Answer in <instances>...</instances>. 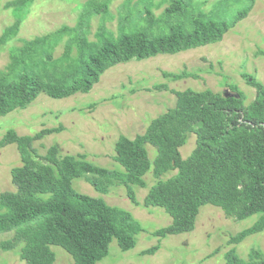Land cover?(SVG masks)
<instances>
[{
	"label": "trees",
	"instance_id": "trees-1",
	"mask_svg": "<svg viewBox=\"0 0 264 264\" xmlns=\"http://www.w3.org/2000/svg\"><path fill=\"white\" fill-rule=\"evenodd\" d=\"M31 1L12 0L5 7L17 12ZM109 1L87 0L73 27L63 26L11 49L9 63L0 71V117L25 109L40 94L51 99L87 94L101 75L117 64L220 42L253 5L251 0L228 21L214 15L213 9H223L234 0H217L210 11L194 0H160L156 4L153 0H137L132 6L129 0L117 34L101 25L93 34L95 39L90 40V20L105 15ZM145 1L151 5L142 8ZM163 4V11L155 16L151 8ZM130 10L142 25L132 23ZM20 25L18 18L2 31L0 48L16 36ZM154 29L159 30L157 35ZM65 36L64 51L53 57ZM162 76L170 81L196 77L187 71H164ZM242 77L255 90L248 104L243 93L231 84L228 95L209 89L155 86L173 93L175 103L151 119L134 138L120 135L116 139L113 160L119 169L97 166L82 154L63 155L54 144L40 155L33 144L45 135L60 132L61 125L30 135L7 130L0 138V148L14 145L19 165L10 170L14 189L0 192V234H11L0 241V251L19 248L18 256L25 264H54L50 246L55 245L70 255L73 264H96L107 255L112 240L122 251L132 249L136 236L143 231L140 222L103 198L74 190V178H82L101 194H107L113 186H124L134 205L138 202L132 187L147 189L143 206L162 208L171 219L167 226L153 232L159 239L191 232L201 206L206 204L235 220L258 215L250 227L230 237V244L263 232L264 84L247 73ZM190 133L195 136V146L183 158L179 149ZM147 145L156 149L153 160ZM169 171L175 174L163 179ZM147 174L155 180L149 188L144 178ZM158 249L156 244L141 254L152 255ZM224 258L225 264H264V254L253 248L246 259L240 258L234 248Z\"/></svg>",
	"mask_w": 264,
	"mask_h": 264
},
{
	"label": "rangeland",
	"instance_id": "rangeland-1",
	"mask_svg": "<svg viewBox=\"0 0 264 264\" xmlns=\"http://www.w3.org/2000/svg\"><path fill=\"white\" fill-rule=\"evenodd\" d=\"M12 0H0V35L21 19L16 36L0 48V71L9 63L12 48L20 47L24 40L42 37L63 26L73 27L87 0H33L17 12L5 7ZM129 0H110L105 15L93 16L90 20L88 38L94 40V32L104 25L114 34L118 32L121 15L127 9ZM137 0H130L132 6ZM160 0H153L156 4ZM201 8L210 11L217 0H194ZM251 0H234L233 3L214 8L218 18L232 19L241 12ZM248 14L223 35L220 42L208 44L173 55H157L141 61H129L107 69L87 94H75L68 98L51 99L40 94L25 109H17L0 117V138L9 129L18 135H30L45 128L58 125L62 130L43 136L33 146L42 155L51 145H58L61 153L82 154L93 164L110 170L119 169L113 160L114 143L120 135L129 139L142 133L150 120L163 113L175 103V95L167 90H158L155 86L166 84L172 90L209 89L214 93L230 92L228 85L236 86L244 95L248 104L255 90L248 86L242 73L252 75L264 84V0H252ZM151 4L142 2L141 7ZM166 4L153 6L152 13L159 15ZM132 9V8H131ZM132 23L142 25L133 10ZM217 13V14H216ZM222 16V18H221ZM103 22V23H102ZM159 30L154 29L157 35ZM65 36L55 47L53 57L64 51ZM179 73L187 71L196 77L170 81L162 72ZM195 146V136L188 134L187 141L179 151L183 158L190 155ZM150 160L156 149L146 146ZM19 165V156L14 145L0 148V192L12 191L10 170ZM175 171L165 173L168 178ZM148 188L154 183L151 174L145 177ZM71 186L81 194L103 198L109 205L129 211L140 222L143 231L136 236L135 246L122 251L115 240L108 247L107 255L96 264H225V253L234 248L243 259L253 248L264 254V231L247 237L239 244H230L232 235L250 227L258 218L253 215L243 220H235L224 215L217 207L206 204L201 206L196 218L195 228L188 233L170 235L159 239L153 232L167 226L171 219L162 208L144 207L143 199L147 189L132 187L138 205L127 197V188L113 186L107 194L94 190L82 178H74ZM11 234H0V241ZM159 244L152 255H142L141 251ZM55 255L54 264H73L70 255L61 247L51 245ZM18 249L0 251V264H25L18 256Z\"/></svg>",
	"mask_w": 264,
	"mask_h": 264
},
{
	"label": "water",
	"instance_id": "water-1",
	"mask_svg": "<svg viewBox=\"0 0 264 264\" xmlns=\"http://www.w3.org/2000/svg\"><path fill=\"white\" fill-rule=\"evenodd\" d=\"M225 95H228V93H225Z\"/></svg>",
	"mask_w": 264,
	"mask_h": 264
}]
</instances>
